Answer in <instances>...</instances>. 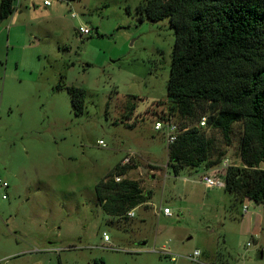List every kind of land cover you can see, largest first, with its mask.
Here are the masks:
<instances>
[{"label": "rangeland", "instance_id": "rangeland-1", "mask_svg": "<svg viewBox=\"0 0 264 264\" xmlns=\"http://www.w3.org/2000/svg\"><path fill=\"white\" fill-rule=\"evenodd\" d=\"M43 1L0 23V264H264V204L201 183L248 168L244 122L225 138L200 125L216 113L209 102L187 119L173 113L177 136L194 128L207 142L204 160L180 163L178 175L172 143L154 130L155 113L171 114L168 19H141L148 0ZM81 26L93 34L80 37ZM58 84L86 91L82 115ZM121 166L125 175L109 177ZM109 179L137 183L148 199L107 215L95 185Z\"/></svg>", "mask_w": 264, "mask_h": 264}, {"label": "trees", "instance_id": "trees-1", "mask_svg": "<svg viewBox=\"0 0 264 264\" xmlns=\"http://www.w3.org/2000/svg\"><path fill=\"white\" fill-rule=\"evenodd\" d=\"M138 8L141 19H168L174 30L167 98L171 114L157 117L166 120L176 113L187 119L194 116L196 102H209L216 113L206 124L220 129L225 138L233 123L243 121L241 152L248 168H230L224 190L234 202L264 204V168L250 169L264 164V0H148ZM14 11L15 0H1L0 23ZM56 89H65L74 113L83 114L84 89L59 84ZM206 145L197 129L180 132L169 151L173 173L178 175L180 163L195 166L203 161ZM127 170L114 167L109 177L120 178ZM95 194L110 216H123L148 199L127 179L102 180Z\"/></svg>", "mask_w": 264, "mask_h": 264}, {"label": "built area", "instance_id": "built-area-1", "mask_svg": "<svg viewBox=\"0 0 264 264\" xmlns=\"http://www.w3.org/2000/svg\"><path fill=\"white\" fill-rule=\"evenodd\" d=\"M21 2H22V0H15V8H17L21 4ZM43 4L45 6H50L51 2L49 0H44ZM73 17H75V14L73 15ZM92 34H93V30L86 27V26H81L79 28L80 37L91 36ZM200 125L201 126L206 125V118L203 117L201 119ZM154 130L156 132H160L162 134H165L167 137L168 143H174L176 138H177V133H179L178 125L174 122L172 117H169L166 120L156 117L155 122H154ZM99 144L102 145L103 147L105 146V144L102 141H99ZM129 162H130L129 158H125L123 160V165H126ZM117 180H120V179H117ZM201 183H203L204 186H206V188L225 187V181L224 180H221V179L216 178V177L211 176V175H203ZM2 186L4 188H7L8 184L4 183ZM243 210H244V212H247L248 206L244 205ZM163 213H164V215L172 216V212H171L170 208H165ZM131 214L133 215V212H130V215ZM104 240L109 241V236L105 235ZM199 256H201V252L196 250V251H194V253L192 255H190L188 257V259L189 260H196V258Z\"/></svg>", "mask_w": 264, "mask_h": 264}, {"label": "crops", "instance_id": "crops-1", "mask_svg": "<svg viewBox=\"0 0 264 264\" xmlns=\"http://www.w3.org/2000/svg\"><path fill=\"white\" fill-rule=\"evenodd\" d=\"M24 1H26V0H22L21 4H20L17 8H15V11H16L17 9H19V7L22 6V3H23ZM25 6H26V5H25ZM18 13H21V11L18 12ZM157 116H158V115L155 113V114H154V117L156 118ZM248 201H250V200H248Z\"/></svg>", "mask_w": 264, "mask_h": 264}, {"label": "water", "instance_id": "water-1", "mask_svg": "<svg viewBox=\"0 0 264 264\" xmlns=\"http://www.w3.org/2000/svg\"><path fill=\"white\" fill-rule=\"evenodd\" d=\"M143 170H144V172L146 171V169H144V168H143Z\"/></svg>", "mask_w": 264, "mask_h": 264}]
</instances>
